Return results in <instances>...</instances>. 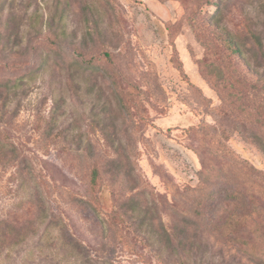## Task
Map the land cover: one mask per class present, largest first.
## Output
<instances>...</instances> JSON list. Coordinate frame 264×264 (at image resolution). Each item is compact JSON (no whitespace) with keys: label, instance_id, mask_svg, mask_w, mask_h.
Here are the masks:
<instances>
[{"label":"rangeland","instance_id":"rangeland-1","mask_svg":"<svg viewBox=\"0 0 264 264\" xmlns=\"http://www.w3.org/2000/svg\"><path fill=\"white\" fill-rule=\"evenodd\" d=\"M206 1L0 0V141L7 137L14 145L0 157V264H180L184 258L186 264H257L264 246L247 225L228 221L232 205L222 197L209 202L190 238L177 225L179 217H172L171 207L176 212L189 208L182 191L202 185V158L208 155L230 164L237 160L234 153L261 178L264 173V140L256 142L244 128L233 131L228 141L220 139L219 145L211 138L203 144L200 135L184 132L199 123L218 129L214 120L221 113L222 98L247 105L246 125L254 123L264 132V109L252 108L248 93L240 100L236 91L235 97L227 96L232 90H214L200 73L198 61L206 59L205 50L192 31L191 13L202 5V14L210 15L214 6ZM223 1L219 24L233 30L241 26L242 17H252L249 24L263 32L264 43V0ZM199 23L211 40V23ZM53 35L67 66L47 48ZM102 50L112 58L109 64L101 55L104 71L95 70L92 63L80 68L74 62L98 57ZM256 66L254 72L263 74L264 60ZM151 69L169 95L171 107L162 114L153 112L146 102L149 97L135 90L145 89ZM114 70L127 82V108L119 105V89L108 80ZM183 75L205 95L207 104L193 90L192 99H187L191 103L176 99L188 94ZM56 103V122L47 135L59 133V139L40 146L36 119L47 116ZM138 121L139 127H134ZM68 151L80 156L126 154L120 165L130 170L135 189L110 190L104 184L98 194L104 212H113L116 219L123 215L116 222L117 232L60 197L63 189L88 196L86 181L74 174ZM81 160L80 167H87ZM245 161L236 164L244 172ZM116 165L100 167L107 171ZM224 166L214 159L203 176L223 179ZM258 174L252 173L256 184L262 183ZM103 177L111 180L108 173ZM140 189L141 199H127ZM45 194L46 215L29 224L28 200ZM240 204L264 217V201L257 194ZM37 208L34 205V213ZM234 236L241 239L232 240ZM72 238L77 248L68 243Z\"/></svg>","mask_w":264,"mask_h":264},{"label":"trees","instance_id":"trees-1","mask_svg":"<svg viewBox=\"0 0 264 264\" xmlns=\"http://www.w3.org/2000/svg\"><path fill=\"white\" fill-rule=\"evenodd\" d=\"M214 2L215 1L210 0L206 1V3L214 6V11L210 15L202 14V5H197V7H195L191 13L192 31L196 39L201 43L205 50L204 58L206 59L203 61H198L200 73L214 90H223L225 88L230 89L232 92H228L227 96L231 97H235V91L239 92L240 95L237 97V100L244 99L248 93L251 96L249 101L253 105L252 108L256 107L257 105V107L259 106V108L261 107L263 110L264 95H262V93H264V72L261 75H257L258 72H254L256 71L254 69L256 64H260L261 61L264 60V43L262 38L263 32L255 27L250 26L249 22L252 20V17H242L241 26L233 30L226 25H220L219 23L221 21L222 11L225 8V3L223 0H218L215 3ZM59 17V19H61L63 17V13H61ZM199 21H203L204 25L207 21V23H211L209 26H213V29L209 30L210 36L212 38L211 40L204 37V31L202 30L203 25H201ZM56 45V36L53 35L51 38H48L47 48L49 52L53 53L58 61L64 62L65 66H67V61L64 60L60 54L61 48ZM99 53L100 54L98 57L90 56L88 59L83 57L80 59H75L74 62L80 68L83 67V64L92 63L95 70H100L102 68L101 70L104 71V68L99 66V62L102 59L101 55H104L105 60L108 61L109 64H112V58L110 56L111 53L108 50H102L101 52L99 51ZM249 54L251 56L250 58L253 59V63L248 59ZM208 55L211 57L210 61L207 62V59L209 58ZM47 59V56L44 57V61H47ZM259 59H261L260 63L258 62ZM212 68H214L213 71ZM107 77L109 82L114 85V87H118L119 89L117 92L119 105H121L122 108H127L128 103L125 102L126 100H124V84L126 83L127 85V82L122 79V75H120L118 70H114L112 73L107 74ZM145 78V89L135 86V90L137 93L143 92L149 97L146 102L153 112L158 114L165 113L171 107L169 95H167L166 91L161 85L155 70L151 69V72H148V75H145ZM182 79H184L186 83V91H188V94L182 96L177 95L176 99L183 100V103L185 104L191 103L192 100L187 99L190 97L192 99L191 91L193 90V93L195 91L197 92L199 101L205 104L208 103L209 100L205 97V95L202 94L198 87L193 85L186 78V76L183 75ZM13 82L17 83V81ZM230 99L231 100L228 103H225V100L222 98V105L220 107L221 113L219 114V117L214 120L218 126V129L215 125L199 123L197 126L191 125L187 127L184 132L190 135H200L203 144V140L210 138L213 139L218 145L222 142L220 139L228 141L232 136L233 131L238 128H244L245 131L251 134L252 139L256 142L264 140V132L259 130V128L256 129L257 127H255L254 123L252 125L253 127H248L246 125V122L249 119L247 105H237L235 104V102L237 103L235 98ZM132 103L136 105V108H138L137 102ZM231 104L233 105L231 106ZM139 107H142V105H139ZM57 110L58 106L56 103L55 106L52 107L51 111L48 112L47 116L43 117L40 115V117L36 119L35 127L37 131L39 130V133L37 132L36 135V141L42 142L40 146H44L45 144L49 145L51 144L52 140L59 139V137L55 136H59V133L55 135H47L48 130H53V124L56 122L55 115ZM255 119L253 120L252 118L250 121L256 122ZM139 124V121L134 123V127H139ZM4 137H6L5 134ZM6 139L8 142H6L7 140L0 141V157L5 156V152L14 146L9 138L6 137ZM117 149H122V147H117ZM133 149L134 147H132L130 151ZM14 150L20 151L17 149V147H15ZM67 156L73 164L74 174L79 178L85 179L88 196H77L72 194L68 189H63L62 195H60V197L66 199L67 202H69L72 206L78 207L84 213L90 212L94 214L101 220L102 223L106 224L105 226L109 231L111 230L112 232H117L116 222L117 220H122L123 215L116 219V216L113 212H109L108 214L104 212L101 208V204L99 203L98 194L104 184H108L110 190L118 189L122 191L124 188H127L128 190L135 189L136 181L134 178L131 179L129 173L130 170L123 169L120 165V163L126 160V154L112 155L109 157V155L90 153L80 156L77 154H71L68 151ZM232 156L236 157L237 160H235V162H231L230 164L224 163L220 157L212 158L211 155L202 158L203 171L212 165V161L214 159H219L220 162L225 164L224 168L222 169L224 178L222 179L218 176H215V178H209L208 176H203L204 172L201 171L202 174H200V176L203 177V180L201 181L202 185L195 188L185 187L181 194L182 196L186 197L187 200L184 201L188 203L189 208L181 209L176 212L175 208L171 207L172 217H179V219L176 221L177 225L183 226L184 230L186 231V238H190L199 225L200 217H204L206 214L205 210L208 207L209 202L222 197L228 202L229 205H232V208H230L232 210L229 212L228 221L236 220L235 223H239L240 225H243V227L247 225L248 231L251 232L252 235L258 239L259 243L264 246V217L260 215L261 213L255 210V208L242 207L240 204L246 198L250 197L252 193L257 194V196L264 201V173L261 175V178L258 174L259 172L254 167H248L249 163L247 161L240 158L239 156H236L234 153ZM17 157L18 155L15 156L16 160ZM81 158H83V161L87 163V167H80L79 162H82ZM205 158L208 160V164H205ZM242 161L247 163L243 165L245 172L236 167V164L241 163ZM0 162H2V159H0ZM103 163L117 165L105 171L100 167ZM254 172H256L258 177L261 178L262 183L259 182L256 184L255 181H253L252 173ZM105 173L110 174L111 180L107 182L104 181L105 178L103 177V174ZM140 190L129 195L127 199L129 201L135 200L137 198L141 199L143 196V189L141 191ZM47 196V194L44 196L39 195L37 196L36 200H28V208L30 213L27 218L29 220V224H31V219H42L46 215L45 197ZM125 201L126 199H123V202ZM34 205L38 206L35 213L33 212ZM56 218L57 217L54 215L53 220ZM49 223H51V221ZM13 227L20 229L22 226L15 225ZM7 230L8 232L12 231V227ZM233 239L241 238L234 236L232 240ZM68 243L70 245L72 244L74 248H77V242L74 238H72L70 242L68 241ZM189 244L192 245V243ZM257 258L259 260L257 261V264H264V251H261V253L257 255ZM184 259L180 260V264H186V260Z\"/></svg>","mask_w":264,"mask_h":264}]
</instances>
